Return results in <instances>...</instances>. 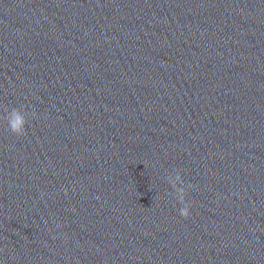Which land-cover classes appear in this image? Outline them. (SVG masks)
<instances>
[{
    "label": "water",
    "instance_id": "obj_1",
    "mask_svg": "<svg viewBox=\"0 0 264 264\" xmlns=\"http://www.w3.org/2000/svg\"><path fill=\"white\" fill-rule=\"evenodd\" d=\"M0 264H264V0H0Z\"/></svg>",
    "mask_w": 264,
    "mask_h": 264
},
{
    "label": "clouds",
    "instance_id": "obj_2",
    "mask_svg": "<svg viewBox=\"0 0 264 264\" xmlns=\"http://www.w3.org/2000/svg\"><path fill=\"white\" fill-rule=\"evenodd\" d=\"M8 125L11 131L17 134H22L25 130L26 125L24 114L17 109H13L9 114ZM169 180L172 183L173 187L176 189L173 195L182 205H184L179 209V212L181 215L187 216L189 214V207L185 200L186 188L184 187L182 176L179 172H176L174 177H169Z\"/></svg>",
    "mask_w": 264,
    "mask_h": 264
}]
</instances>
